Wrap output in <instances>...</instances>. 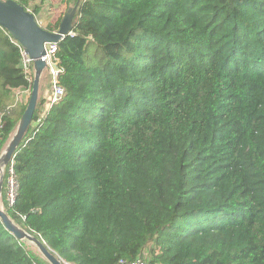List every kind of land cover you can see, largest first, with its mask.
I'll return each mask as SVG.
<instances>
[{
    "label": "trees",
    "instance_id": "obj_1",
    "mask_svg": "<svg viewBox=\"0 0 264 264\" xmlns=\"http://www.w3.org/2000/svg\"><path fill=\"white\" fill-rule=\"evenodd\" d=\"M15 1L59 30L52 0ZM59 2L65 95L43 90L6 212L70 264H264V0ZM33 80L0 27V153ZM0 264L48 263L0 220Z\"/></svg>",
    "mask_w": 264,
    "mask_h": 264
},
{
    "label": "water",
    "instance_id": "obj_2",
    "mask_svg": "<svg viewBox=\"0 0 264 264\" xmlns=\"http://www.w3.org/2000/svg\"><path fill=\"white\" fill-rule=\"evenodd\" d=\"M78 11V4L68 9L60 24L59 30L50 32L42 28L33 12L26 10L15 0H0V27L7 30L10 36L20 45L24 53L33 60L34 80L30 98L21 116L14 134L0 154V197L3 194L4 171L12 162L14 155L29 131L40 99V89L46 63V46L59 44L72 34L73 21ZM0 220L4 228L19 242L33 246L48 264H70L57 256L46 243L19 225L0 206Z\"/></svg>",
    "mask_w": 264,
    "mask_h": 264
},
{
    "label": "built area",
    "instance_id": "obj_3",
    "mask_svg": "<svg viewBox=\"0 0 264 264\" xmlns=\"http://www.w3.org/2000/svg\"><path fill=\"white\" fill-rule=\"evenodd\" d=\"M58 51V44L47 45L46 46V56L42 60L46 63V69L44 76L49 82V87L45 90L43 98L45 99V108L48 110L54 105H56L65 95V89L59 83V77L62 69L58 65V60L56 58V53ZM21 54L23 57V67L25 74L29 77L33 70V60L26 55L21 48ZM32 66V68H31ZM12 166L9 168L8 176V202L10 206L15 203L16 193H17V180L14 174L13 161ZM117 264H148L147 261L142 257H137L133 260L120 259Z\"/></svg>",
    "mask_w": 264,
    "mask_h": 264
},
{
    "label": "rangeland",
    "instance_id": "obj_4",
    "mask_svg": "<svg viewBox=\"0 0 264 264\" xmlns=\"http://www.w3.org/2000/svg\"><path fill=\"white\" fill-rule=\"evenodd\" d=\"M52 3H53V5L51 6V9H49L50 10V12L49 13H52V17H51V21H52V23H55L57 20H59L60 18H64V15L67 13V11H68V9H70V8H74L75 6L73 5V4H68V3H61V2H59V0H52ZM47 13V12H46ZM46 78V74H45V76L43 77V79H42V85H41V89H40V99L42 98V92H43V90H45V89H47V87H48V80L47 79H45ZM18 93V92H17ZM31 94V93H30ZM19 97H21V99L22 100H27V98H28V93H19V95H18ZM29 98H30V96H29ZM40 99H39V101H40ZM29 100V99H28ZM13 134H14V132H13ZM13 134L11 135V138H12V136H13ZM10 141V140H9ZM8 144V143H7ZM7 144H6V146H7ZM5 146V147H6ZM4 147V148H5ZM4 148L2 149V151L4 150ZM2 151H1V153H2ZM0 153V154H1ZM6 170V169H5ZM4 175H5V171H4ZM7 189H8V187H7ZM3 192H4V187H3ZM7 193H8V191H7ZM0 206L5 210V205H4V202H3V194H2V196L0 197ZM29 246V245H28ZM31 248H32V250L36 253V254H38L39 256H40V254L36 251V249L33 247V246H30ZM41 257V256H40ZM42 258V257H41ZM144 258H146V256L144 257ZM43 259V258H42Z\"/></svg>",
    "mask_w": 264,
    "mask_h": 264
},
{
    "label": "crops",
    "instance_id": "obj_5",
    "mask_svg": "<svg viewBox=\"0 0 264 264\" xmlns=\"http://www.w3.org/2000/svg\"><path fill=\"white\" fill-rule=\"evenodd\" d=\"M41 85H42V84H41ZM19 93H20V92H19ZM22 93H26V91H22L21 94H22ZM142 258H144V257H142ZM144 259H145V258H144ZM145 260H146V259H145Z\"/></svg>",
    "mask_w": 264,
    "mask_h": 264
}]
</instances>
